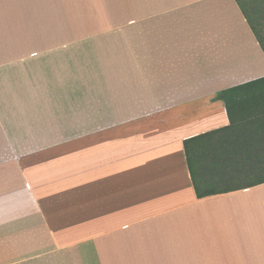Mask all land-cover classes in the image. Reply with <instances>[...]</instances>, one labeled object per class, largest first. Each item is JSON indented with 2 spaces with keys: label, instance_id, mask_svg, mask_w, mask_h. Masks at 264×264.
I'll return each instance as SVG.
<instances>
[{
  "label": "crops",
  "instance_id": "crops-1",
  "mask_svg": "<svg viewBox=\"0 0 264 264\" xmlns=\"http://www.w3.org/2000/svg\"><path fill=\"white\" fill-rule=\"evenodd\" d=\"M261 76L236 0H0V264H264V182L184 146Z\"/></svg>",
  "mask_w": 264,
  "mask_h": 264
},
{
  "label": "trees",
  "instance_id": "trees-1",
  "mask_svg": "<svg viewBox=\"0 0 264 264\" xmlns=\"http://www.w3.org/2000/svg\"><path fill=\"white\" fill-rule=\"evenodd\" d=\"M236 2L264 47V0ZM218 98L225 101L231 123L184 141L199 197L264 182V173L252 178L264 171V76L225 88ZM235 158L245 161L237 164Z\"/></svg>",
  "mask_w": 264,
  "mask_h": 264
},
{
  "label": "rangeland",
  "instance_id": "rangeland-1",
  "mask_svg": "<svg viewBox=\"0 0 264 264\" xmlns=\"http://www.w3.org/2000/svg\"><path fill=\"white\" fill-rule=\"evenodd\" d=\"M243 13V12H242ZM245 16V15H244ZM247 19V18H246ZM248 22V21H247ZM249 25V24H248ZM250 26V25H249ZM251 28V27H250ZM252 30V29H251ZM253 32V31H252ZM254 33V32H253ZM254 36H255V38L257 39V41L259 42V44H260V46H261V48H262V52L264 53V47H263V45L261 44V42L258 40V38L256 37V35L254 34ZM237 161V162H236ZM243 161H245V160H241V158H238V159H234V162L235 163H237V164H241V163H243ZM247 161V160H246ZM264 173V171L263 170H261V171H257L256 173H255V175H253L252 176V178L254 179V178H256V177H258V176H261V174H263Z\"/></svg>",
  "mask_w": 264,
  "mask_h": 264
}]
</instances>
